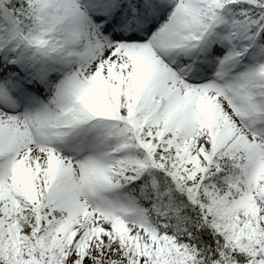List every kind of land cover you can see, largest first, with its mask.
<instances>
[{"label":"snow or ice","instance_id":"snow-or-ice-1","mask_svg":"<svg viewBox=\"0 0 264 264\" xmlns=\"http://www.w3.org/2000/svg\"><path fill=\"white\" fill-rule=\"evenodd\" d=\"M0 264H264V0H0Z\"/></svg>","mask_w":264,"mask_h":264}]
</instances>
